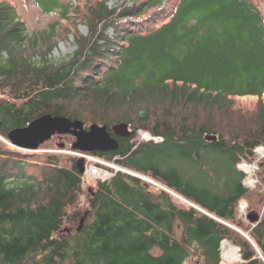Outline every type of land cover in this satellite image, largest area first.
<instances>
[{
	"label": "trees",
	"instance_id": "obj_1",
	"mask_svg": "<svg viewBox=\"0 0 264 264\" xmlns=\"http://www.w3.org/2000/svg\"><path fill=\"white\" fill-rule=\"evenodd\" d=\"M33 1L59 15L40 50L14 4L0 0V264H220L222 240L238 246L234 264H264V193L248 191L237 168L264 145L259 8L250 0ZM78 21L88 35L76 32ZM60 29L77 48L47 60ZM44 113L85 127L128 123L136 132L118 138V149L90 153L167 190L124 171L88 180L55 136L37 151L9 143V130ZM139 130L163 140H140ZM241 199L261 215L257 223L239 214Z\"/></svg>",
	"mask_w": 264,
	"mask_h": 264
},
{
	"label": "water",
	"instance_id": "obj_2",
	"mask_svg": "<svg viewBox=\"0 0 264 264\" xmlns=\"http://www.w3.org/2000/svg\"><path fill=\"white\" fill-rule=\"evenodd\" d=\"M135 132L136 131L130 129L129 124L125 122L115 123L110 127L106 124L100 125L98 123H92L85 127L84 122L81 120H72L67 116L44 113L32 119L25 126L12 128L8 131L7 137L9 143L17 148L36 151L42 143L48 141L52 136L57 135L61 137L68 135L74 138L71 143V149L73 150L83 152H107L118 149V138L133 136ZM206 139L216 140L217 137L214 135H208L206 136ZM64 145V143H60L58 146L62 148ZM76 166L78 171L83 174L85 171L84 159L78 158L76 160ZM125 172L137 176L146 182L160 185L155 180L138 172L131 170ZM260 217L261 215L255 211H249L246 216L247 220L252 224L257 223L260 220ZM85 219L86 215L81 217L76 228L77 231L82 229ZM243 235L249 238L246 233H243ZM259 257L264 261L260 253Z\"/></svg>",
	"mask_w": 264,
	"mask_h": 264
},
{
	"label": "rangeland",
	"instance_id": "obj_3",
	"mask_svg": "<svg viewBox=\"0 0 264 264\" xmlns=\"http://www.w3.org/2000/svg\"><path fill=\"white\" fill-rule=\"evenodd\" d=\"M15 8L17 9L19 15L21 18L24 19L25 24L28 28V31L30 33V37H35L40 39L41 42H38L37 44L34 45V47L37 49L38 46V50H40L43 46H42V39L43 36L45 37L47 35V31L49 30V27L52 23L57 22L59 19V15L57 12H53L50 14H45L43 12H41L40 8H38V6L34 3L33 0H10ZM73 4H75V0H70ZM122 1L124 0H108L107 4L110 7H114L115 5L120 4ZM252 3H254L260 10L262 16L264 17V0H250ZM174 3H172L173 5ZM128 5L131 6L132 3L128 2ZM171 5V6H172ZM79 32L83 35H88L89 34V30L87 27V24L85 22H79L76 25V32ZM56 37H52V44H54V47L52 48V50L50 51V53L46 54V59L47 60H52V61H59L61 59H66L68 58V56H70L77 48L76 45V40L72 34V32H68L66 34L65 31H62V29L60 30H56ZM106 34H108L109 36H113L114 32L112 28L107 29ZM51 39V38H50ZM40 53H34L33 54V60L35 61H42L40 58ZM235 103L242 105L239 100L236 101ZM68 136V135H67ZM139 136V133H138ZM140 138V136H139ZM72 137H64V136H57L55 135V140L53 141L54 144H56L57 147H59L58 145L60 143H68L70 144L71 147V143H72ZM65 146V145H64ZM264 148V145H261ZM60 148V147H59ZM63 148V147H62ZM31 151V150H28ZM37 151V150H36ZM59 151V150H58ZM64 153H69L72 155L74 154L73 149L72 150H60ZM255 151V150H254ZM256 158L255 160H253L252 162H246V161H242L239 163V165L241 163H246L250 166L247 165H237V168L239 170H241L243 172V170L247 173H244V177H243V184L247 182V180H256L255 186L250 189V190H254L257 186L260 187L261 191L264 193V182L262 181L261 177H262V170H264V167H261L259 164V161L261 159L264 158V156H260L256 151ZM263 155H264V150H263ZM115 164V162H114ZM243 166L245 168H243ZM110 170H113V168H110ZM249 171V172H248ZM148 177V176H147ZM150 178V177H148ZM152 179V178H151ZM150 184H152L155 187H160V185H156L150 182ZM162 188H164L162 186ZM249 191V190H248ZM244 200V199H243ZM244 202L247 205V210H246V214H242L243 216H247L248 211V204L247 202L244 200ZM238 212L240 213L239 210V205H238ZM227 240V239H224ZM230 241L224 242V243H220V247H221V251H222V257L223 255H225L226 257H228L226 255V250L227 247L225 246V244L227 245ZM233 245V244H232ZM235 246V245H234ZM236 248H238V246H235ZM238 253V257L236 259H224L223 258V262H221L220 264H234L235 262L241 260V256L239 253V249L237 250ZM199 261L196 257L190 258L189 260H187L185 262V264H198Z\"/></svg>",
	"mask_w": 264,
	"mask_h": 264
},
{
	"label": "built area",
	"instance_id": "obj_4",
	"mask_svg": "<svg viewBox=\"0 0 264 264\" xmlns=\"http://www.w3.org/2000/svg\"><path fill=\"white\" fill-rule=\"evenodd\" d=\"M139 136L141 140L144 141H154L156 143H160L163 140L162 136H156L152 135L146 131L140 130L139 131ZM263 146H257L255 148V151L262 157L263 155ZM74 154L78 156L79 158H83L85 161V171L83 173V176L88 179V180H96L99 179L101 181H107L109 180L117 171H125L124 168L117 166L116 164L106 160L105 158L98 156V155H93L88 152H83V151H78L75 150ZM240 165H247L250 166L246 163H241ZM239 165V168H240ZM251 167V166H250ZM109 168H113V170H110ZM252 168V167H251ZM243 173H246L243 170ZM247 174V173H246ZM244 177V176H243ZM243 181V180H242ZM243 183V182H242ZM256 180H247L246 183L243 184V186L247 189L250 190L255 186ZM180 197V196H178ZM182 198V197H180ZM183 199V198H182ZM185 200V199H183ZM247 205L244 202L243 199L240 200L239 202V210L241 214H246V209ZM239 249V248H237ZM223 258L225 259H232L230 256L226 257L223 255Z\"/></svg>",
	"mask_w": 264,
	"mask_h": 264
},
{
	"label": "bare ground",
	"instance_id": "obj_5",
	"mask_svg": "<svg viewBox=\"0 0 264 264\" xmlns=\"http://www.w3.org/2000/svg\"><path fill=\"white\" fill-rule=\"evenodd\" d=\"M243 168L245 167L243 166ZM225 246L227 247L226 255L230 256L232 259H236L238 257V253H237L238 249L234 245H232L230 242L227 245L225 244Z\"/></svg>",
	"mask_w": 264,
	"mask_h": 264
},
{
	"label": "clouds",
	"instance_id": "obj_6",
	"mask_svg": "<svg viewBox=\"0 0 264 264\" xmlns=\"http://www.w3.org/2000/svg\"><path fill=\"white\" fill-rule=\"evenodd\" d=\"M140 131V130H139ZM139 131H138V133H139ZM143 131H145V130H143ZM147 132V131H146ZM149 133V132H148ZM141 140V139H140ZM73 151H75V150H73ZM79 151V150H78ZM88 153H90V152H88ZM78 157V156H77ZM79 158V157H78ZM111 162V161H110ZM112 163H114V162H112ZM116 164V163H115ZM117 165V164H116ZM237 165H239V164H237ZM117 166H119V165H117ZM121 167V166H120ZM122 168H124V167H122ZM125 169V171H127V170H129V169H126V168H124ZM124 171V172H125ZM132 171V170H131ZM243 184V183H242ZM161 186V185H160ZM162 187V186H161ZM164 189H166V188H164ZM167 190V189H166ZM172 193V192H171ZM174 195H177V194H175V193H173ZM181 197V196H180ZM184 199V198H183ZM240 202V201H239ZM189 204H191L190 202H189ZM221 248V247H220Z\"/></svg>",
	"mask_w": 264,
	"mask_h": 264
}]
</instances>
